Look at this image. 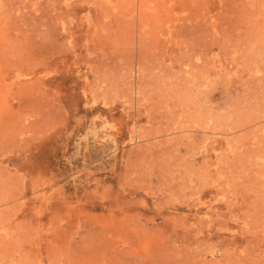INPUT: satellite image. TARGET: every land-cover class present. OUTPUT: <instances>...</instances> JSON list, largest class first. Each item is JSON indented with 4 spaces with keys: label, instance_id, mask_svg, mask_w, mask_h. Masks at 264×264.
Wrapping results in <instances>:
<instances>
[{
    "label": "rangeland",
    "instance_id": "obj_1",
    "mask_svg": "<svg viewBox=\"0 0 264 264\" xmlns=\"http://www.w3.org/2000/svg\"><path fill=\"white\" fill-rule=\"evenodd\" d=\"M0 264H264V0H0Z\"/></svg>",
    "mask_w": 264,
    "mask_h": 264
}]
</instances>
